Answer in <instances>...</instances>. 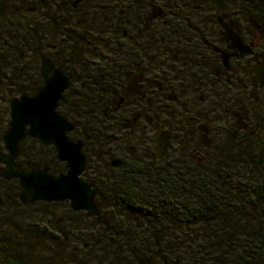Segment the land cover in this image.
Returning <instances> with one entry per match:
<instances>
[{
	"label": "flooded vegetation",
	"instance_id": "1",
	"mask_svg": "<svg viewBox=\"0 0 264 264\" xmlns=\"http://www.w3.org/2000/svg\"><path fill=\"white\" fill-rule=\"evenodd\" d=\"M102 56L112 70L97 137L65 113L74 112L71 101L81 98ZM44 62L70 83L57 112L76 127L69 139L84 142L82 180L97 192L101 220L69 201H22L15 171H46L54 179L68 172L53 145L27 136L11 167L0 162V264H37L28 256L35 235L21 228L34 215L46 222V241H61L44 264H88L113 241L105 219L111 216L100 208L102 185L129 171L169 180L167 208L188 212L158 222L157 246L144 249L139 264H180L200 240L219 263L228 242L264 243V0H0V134L12 102L35 98L45 86ZM10 155L0 139V159ZM54 206L64 214L53 223L45 208ZM200 212L205 222L194 224ZM149 227L137 225L144 241ZM80 238L89 239L84 261L67 260L68 244Z\"/></svg>",
	"mask_w": 264,
	"mask_h": 264
},
{
	"label": "trees",
	"instance_id": "2",
	"mask_svg": "<svg viewBox=\"0 0 264 264\" xmlns=\"http://www.w3.org/2000/svg\"><path fill=\"white\" fill-rule=\"evenodd\" d=\"M100 44H103V40ZM100 60H103V63L97 67L98 73H93L90 81L82 88L81 98L71 101L77 115L74 112L65 113L70 121H74L75 118L91 121L89 130H92V135L96 134L93 129L100 126L102 130L101 125L105 124L102 111L110 102V99L102 98V95L108 93L107 78L112 70L111 64L107 63L108 58L105 56L100 57ZM129 173L130 171L124 177L122 174L113 176L112 180H107L102 185L104 201L100 208L105 214L111 216L110 219H105L111 227L110 234L113 241L97 249L88 264H139V262H144V249L148 250L157 246L155 229L158 227V222L162 219L177 221L183 213H188L167 208V205L172 203L169 193L172 186L169 180L150 176L148 179H142L138 175ZM200 214L199 217L194 218V224L205 222L206 214L203 212ZM143 223H150L148 239L145 241L142 238L143 232L137 228L138 224ZM94 228L83 227V230L90 231ZM216 246L212 249L216 248L219 252V245ZM221 251H223V256L219 263L218 259L210 258L209 260V255L205 253L202 245L193 243L187 247L186 257L181 259L180 264H264V243L260 241L253 244L228 242Z\"/></svg>",
	"mask_w": 264,
	"mask_h": 264
},
{
	"label": "water",
	"instance_id": "3",
	"mask_svg": "<svg viewBox=\"0 0 264 264\" xmlns=\"http://www.w3.org/2000/svg\"><path fill=\"white\" fill-rule=\"evenodd\" d=\"M76 52V58H77ZM52 76L50 79L49 76ZM45 86L35 98L22 97L11 104V120L6 132L0 139L10 151V158L0 159L11 167L18 154V145L27 136L39 139L45 145H53L58 152L60 161L67 163V174L54 179L45 171L30 170L27 174L19 171L14 176L21 179L24 203L45 201L48 203L69 201L74 211L87 212L89 217H99L100 211L96 204L97 192L91 185L82 180L86 168V157L82 153L84 142H73L69 134L75 126L60 116L57 108L60 101H66L62 93L70 86L68 79L57 72L53 65L43 63ZM264 85V81L262 82ZM2 176L9 177L7 173ZM67 238L66 234H63ZM15 264H23L13 260Z\"/></svg>",
	"mask_w": 264,
	"mask_h": 264
},
{
	"label": "rangeland",
	"instance_id": "4",
	"mask_svg": "<svg viewBox=\"0 0 264 264\" xmlns=\"http://www.w3.org/2000/svg\"><path fill=\"white\" fill-rule=\"evenodd\" d=\"M4 104H5V100L1 101V105H4ZM6 113H7V111L4 112V117H6V115H7ZM75 119L80 124V126L82 128L87 127L88 128L87 130L91 129L90 128V125L92 124L91 121L82 120L79 118H75ZM87 121H89V123H87ZM91 133H92V131L89 130V132L87 134L91 135ZM106 135L107 134L104 131V134L102 135V136H104V139H105ZM97 137H98V135H97ZM103 150L108 151L109 153H112V151H111L112 149L110 147H107V143L104 145ZM66 208H68V207L66 206ZM38 209H41V208L40 207L33 208V210H32V211H34L33 213L36 214L37 212H35V211H38ZM45 209H46V211H48V213H50V216L53 219L52 220L53 223L56 219H58L60 216H63V214H64L63 209H61L60 207L54 206V207H48ZM26 221H28V222L25 223V227H21V228L29 230L32 232V234L35 235V236L33 235L34 238H31L30 242L28 244L29 252L32 249H35V252L29 253L28 256H29V258H31V260L33 262H35L37 264H44L45 260H43V258L45 259L46 252H54V245L60 243L61 241L55 235L49 236V239H47V241H49V243L44 239V237L47 236L45 234L47 231V227L45 225V223H46L45 220L43 221V218L41 216L34 215L30 219L26 218ZM195 227L196 228H193V230H195V232H198L197 235H199L203 232L201 225L200 226L195 225ZM19 231H20V229H19ZM20 233H21V231L19 232V235H21ZM36 236L41 237V239H39V237L37 239H35ZM88 240H89L88 238H86V239L80 238L79 242L75 245L73 244V242H70L68 244V250L66 251L67 260H69V257H71V255H75V256L77 255L81 258L82 261H84V254L86 253V250L84 248V244L86 242H88ZM196 244L202 245L204 247V243L202 240H200V242H197ZM74 246L77 248H76V250H73L74 252H72V248H75ZM196 249H197V247H196ZM198 255H199V253H198ZM68 264H70V263L68 262Z\"/></svg>",
	"mask_w": 264,
	"mask_h": 264
}]
</instances>
